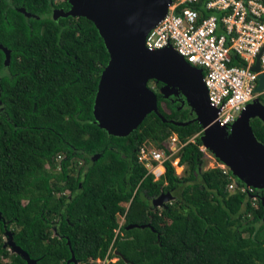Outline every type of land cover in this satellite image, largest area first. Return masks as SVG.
<instances>
[{"label": "trees", "instance_id": "16d2710c", "mask_svg": "<svg viewBox=\"0 0 264 264\" xmlns=\"http://www.w3.org/2000/svg\"><path fill=\"white\" fill-rule=\"evenodd\" d=\"M68 7L0 0V264L25 263L4 246L5 230L36 264H63L70 251L68 264H264L263 188L252 204L231 172L230 191L220 168L202 169L200 136L180 148V176L165 163L152 180L136 160L139 145L201 130L181 92L157 94L156 111L126 136L98 127L92 104L108 52L90 20L51 17ZM249 125L264 145V124Z\"/></svg>", "mask_w": 264, "mask_h": 264}, {"label": "water", "instance_id": "95a60500", "mask_svg": "<svg viewBox=\"0 0 264 264\" xmlns=\"http://www.w3.org/2000/svg\"><path fill=\"white\" fill-rule=\"evenodd\" d=\"M66 1L68 9H53L52 18L81 16L90 20L108 52V61L99 75L92 104L93 118L98 127L110 135H128L147 113L156 111V95L147 86V81H159L162 88L167 89L161 95L181 92L185 97L194 114L193 120L201 127L200 140L205 148L245 185L264 188V145L256 140L249 125L252 118L264 124V104L260 101L264 100V73L256 75L253 88L256 96L246 103L226 130L213 122L215 110L207 102L201 69L193 67L170 47L154 51H147L144 47L146 33L164 16L171 0ZM20 11L26 17H36L22 9ZM3 50L4 63H7L8 54ZM250 69L258 71L257 58ZM170 199V193H161L151 199V204L159 207ZM260 202L264 209V196ZM133 226L128 225L127 228ZM5 236L4 246L23 257L24 264H36L12 241L7 230ZM67 244L69 246L68 241ZM114 254L119 255L117 251ZM70 262H76L71 251L63 264Z\"/></svg>", "mask_w": 264, "mask_h": 264}, {"label": "built area", "instance_id": "2783aa9c", "mask_svg": "<svg viewBox=\"0 0 264 264\" xmlns=\"http://www.w3.org/2000/svg\"><path fill=\"white\" fill-rule=\"evenodd\" d=\"M143 44L147 51L170 47L193 67L201 69L207 102L215 110L213 122L226 129L256 96L253 92L256 75L264 73V0H171L164 16L146 33ZM256 58L257 72L250 69ZM201 132L184 142L171 132L162 148L150 142L139 145L136 160L152 180H158L165 171V163L173 170L178 167L180 148L187 142L194 143ZM198 149L204 157L209 156L202 143ZM212 158L214 164L210 168L218 167L227 174L230 179L227 189L234 190L237 185L229 168ZM238 188L254 204L256 189L245 184ZM117 222L115 233L122 219ZM108 261L96 259L99 264Z\"/></svg>", "mask_w": 264, "mask_h": 264}, {"label": "rangeland", "instance_id": "374dc122", "mask_svg": "<svg viewBox=\"0 0 264 264\" xmlns=\"http://www.w3.org/2000/svg\"><path fill=\"white\" fill-rule=\"evenodd\" d=\"M148 83L149 82H147V86H148ZM151 83H149V85H150ZM167 91V89L166 88H160V89H158V93H162V92H166ZM1 104H0V110H1ZM167 143V137L165 138V140L163 141V143ZM206 153L209 155V156H205L204 157V164L201 166V168L202 169H206V168H210V165H213L214 164V160H213V158L212 157H214L213 156V154L210 152V150H208L207 148H206ZM212 156V157H211ZM60 159V157L59 158H57L56 157V162L58 161ZM81 163H80V161L78 162V164L77 165H80ZM182 170H183V166L182 165H178V167H176L175 169H174V171H175V174L176 175H178V176H180L181 174H182ZM121 205H123V206H127V203H121ZM158 207V206H157ZM121 219H122V222H123V216H117V221H119V222H121ZM1 239L5 242L6 240H7V237L5 236V235H2L1 236ZM10 252H11V250L10 249H8ZM109 260V262H112V261H114L115 260V257H113V258H111V259H108ZM102 264V263H101ZM103 264H106V263H103Z\"/></svg>", "mask_w": 264, "mask_h": 264}, {"label": "flooded vegetation", "instance_id": "af4514ba", "mask_svg": "<svg viewBox=\"0 0 264 264\" xmlns=\"http://www.w3.org/2000/svg\"><path fill=\"white\" fill-rule=\"evenodd\" d=\"M62 1V0H61ZM61 1H56V0H53V3L54 4H58V3H60ZM52 17V16H51ZM36 18V17H35ZM147 82H149V83H151L150 85H149V83H148V87L155 93V95H157V94H160V93H158V89H160V88H162L163 87V84L161 83V82H159V81H155V80H149V81H147ZM177 100L179 101L180 100V98L178 97L177 98ZM262 103H263V101L264 100H260ZM183 102L181 101V103H180V105L181 106H183V104H182ZM179 105V106H180ZM189 113H191V112H189Z\"/></svg>", "mask_w": 264, "mask_h": 264}]
</instances>
